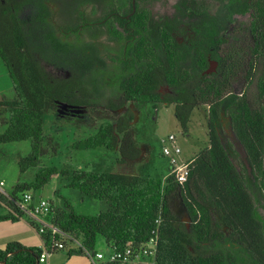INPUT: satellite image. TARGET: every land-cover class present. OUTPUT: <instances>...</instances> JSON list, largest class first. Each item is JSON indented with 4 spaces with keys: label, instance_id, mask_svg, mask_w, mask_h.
<instances>
[{
    "label": "trees",
    "instance_id": "16d2710c",
    "mask_svg": "<svg viewBox=\"0 0 264 264\" xmlns=\"http://www.w3.org/2000/svg\"><path fill=\"white\" fill-rule=\"evenodd\" d=\"M223 1L220 18L226 10L229 19L234 14L247 19L233 29L228 42L217 29V68L211 76H200L205 65L201 62L197 73L182 70L173 38L142 35L147 44L136 45L129 66L98 80L94 71L88 81L80 70L69 78L43 70L20 28L16 1L0 0V59L15 94L11 100L0 97V111L6 114H0V127L5 126L0 145L30 141L29 154L18 162L21 174L35 168L46 154L44 112H55L59 106L71 112L106 113L95 133L71 148L118 151V166L143 158L133 129L134 111L139 113L142 104L154 109L173 106L183 134L192 111L207 107L208 136L207 147L193 158L183 185L167 176L169 167L159 177L43 167L32 181L17 183L9 197H0V222L22 219L38 233L33 221L7 207L17 195L38 191L60 174L70 179L67 188L109 204L106 211L80 215L66 199L62 207L50 203L47 220L69 237L64 239L68 256H84L75 242L94 253L98 236L110 250L128 245L136 249L148 240L159 219L155 264H264V0ZM236 85L242 86L239 93ZM86 115L72 116L80 122ZM39 236L48 246L49 233ZM40 253L38 247L10 242L0 249V264H40Z\"/></svg>",
    "mask_w": 264,
    "mask_h": 264
},
{
    "label": "flooded vegetation",
    "instance_id": "af4514ba",
    "mask_svg": "<svg viewBox=\"0 0 264 264\" xmlns=\"http://www.w3.org/2000/svg\"><path fill=\"white\" fill-rule=\"evenodd\" d=\"M15 1L20 28L41 68L58 78L80 70L88 81L94 71L97 80L107 72L118 75L132 63L136 45H146L153 35L177 41L182 70L197 73L201 62L205 65L200 76H211L217 68V29L228 42L233 19L245 16L234 14L229 19L224 10L222 29L215 0ZM142 35L148 39L142 40ZM213 63L215 71L206 74ZM234 147L240 148L237 143Z\"/></svg>",
    "mask_w": 264,
    "mask_h": 264
},
{
    "label": "rangeland",
    "instance_id": "374dc122",
    "mask_svg": "<svg viewBox=\"0 0 264 264\" xmlns=\"http://www.w3.org/2000/svg\"><path fill=\"white\" fill-rule=\"evenodd\" d=\"M216 1V13L220 27H225L224 18L219 15L223 12L222 7L225 1ZM224 15V14H223ZM247 16L237 17L233 19V27L235 28L240 22H245ZM237 24L235 25V23ZM0 80V84L4 87L10 86V81L7 74ZM242 86H237L235 92L239 93ZM14 94L12 90L4 89V97L11 100ZM133 108L132 105H128ZM139 113L135 110L136 121L133 124L135 140L141 149L142 159L139 163L118 166L116 159L119 157L118 151H110L105 148H96L90 150H76L72 149L71 145L75 141L82 140L95 133L98 124L102 121L99 118L106 117L103 110L86 112L84 109H73L72 112L66 106H59L57 111L44 112V131L42 147L46 154L39 157L37 166L28 169L21 174L18 168V162L26 157L30 150V141L10 142L0 145V181L3 183V189L6 192H11L17 183L29 182L34 179L36 172L43 167H54L57 169L66 170H84L95 172H125L134 174L136 171L142 176L159 177L165 175L168 169V162L161 154L162 138L173 134L176 142L185 155L197 153L203 149L207 144V107H199L192 111L189 123L188 132L183 135L175 117L174 107L166 105H158L153 108L152 105L142 104L139 107ZM4 117L6 114L1 113ZM87 114V115H86ZM72 115H86L85 118L76 121V117ZM113 121L111 117L108 119ZM4 127H0V134ZM147 145L149 147V154L147 155ZM239 153L244 157L242 150L237 148ZM147 160V161H146ZM70 179L68 177L58 175L51 176L49 182L40 190L32 192L34 201L44 200L51 203L55 207L63 206V199H66L73 207L76 214L80 215H94L98 212L107 209L106 203L101 200H95L83 196L78 190L67 188L66 184ZM175 209L181 216L183 215L179 206ZM25 221V220H24ZM22 221L19 225L24 224ZM7 227H17L18 225L4 224ZM27 225V224H26ZM27 227L33 233L35 238L33 242L27 243L28 246L37 247L41 245L39 236L35 231ZM30 242V241H29ZM65 246V243H64ZM109 249L105 246L104 239L101 236L96 238L94 253L101 254L104 257L109 253ZM145 263H149L148 260ZM40 264H90L86 256L67 255V249L64 248L55 251L49 256L45 263ZM103 264V263H101ZM128 264H144L141 262Z\"/></svg>",
    "mask_w": 264,
    "mask_h": 264
},
{
    "label": "built area",
    "instance_id": "2783aa9c",
    "mask_svg": "<svg viewBox=\"0 0 264 264\" xmlns=\"http://www.w3.org/2000/svg\"><path fill=\"white\" fill-rule=\"evenodd\" d=\"M160 143L162 146L161 154L166 158L169 164L167 176H171L177 184L183 185L189 175L192 160L186 161L182 159L181 149L173 134L162 138ZM8 195H10V192H6L3 189V183L0 181V197H9ZM14 210L22 213L26 218L36 224L38 235L49 233V245L47 246L45 242H43V247L41 248V253L38 259L39 263H45L49 256L55 251L64 249V239L69 237L47 220L50 213L49 202L41 199L35 202L31 192H24L17 195V198L13 201V206L9 208L7 207L6 211L12 212ZM159 221V219L155 220L156 227L151 232L150 237L144 244H141L136 249L130 247V245L122 250L111 249L106 257H104L101 254L87 251L79 242H75V248L81 249L82 254L86 256L90 264H124L135 262L147 264L145 263L146 260L149 261L148 264H155L158 241L157 228Z\"/></svg>",
    "mask_w": 264,
    "mask_h": 264
},
{
    "label": "crops",
    "instance_id": "0c3cea01",
    "mask_svg": "<svg viewBox=\"0 0 264 264\" xmlns=\"http://www.w3.org/2000/svg\"><path fill=\"white\" fill-rule=\"evenodd\" d=\"M5 71H6V69H5ZM7 74V71H6V73H5V75ZM7 76H8V74H7ZM4 77V64H3V62L1 61V59H0V80H2V78ZM8 79H9V76H8ZM10 81V80H9ZM4 85H5V83L2 85V84H0V97H4V89L6 88L7 90H12V94H14V91H13V88H12V86H11V83H10V86H11V89H9V87H4ZM14 96H15V94H14ZM14 96H13V98H14ZM2 127H4V126H2ZM4 130H5V128H4ZM3 130V131H4ZM183 135H185V134H183ZM206 138H207V144H206V146L205 147H207V145H208V136H207V134H206ZM146 146V148H147V155L149 154V147L147 146V145H145ZM204 147V148H205ZM203 148V149H204ZM202 150V149H201ZM201 150H199V151H201ZM198 151V152H199ZM197 152V153H198ZM143 153V152H142ZM197 153H192V154H190V155H185L184 153H183V151L181 150V157H182V159L183 160H186V161H191V160H193V158L197 155ZM116 161V160H115ZM147 161V160H146ZM168 170V169H167ZM113 172H118V170H113ZM134 174H138L137 173V171L134 173ZM165 174H167V171H166V173ZM138 175H140V174H138ZM105 203H106V206H107V209L106 210H108V208H109V204L106 202V201H104ZM71 205V204H70ZM73 208V207H72ZM74 210V209H73ZM106 210H103V211H106ZM75 212V211H74ZM93 215V214H92ZM22 221H24V220H19V221H17V222H14V223H12V222H9V221H7V222H0V249H3L4 248V246L7 244V243H10V242H18V243H20L21 245H23V246H25V247H34V246H28L29 244H27V243H31V242H33L34 241V237H33V233L30 231V229L27 227V225L30 227V225L26 222V221H24V224L22 225V226H20L19 224L22 222ZM4 224H11V225H15V224H17L18 226L17 227H7V226H5ZM27 224V225H26ZM31 228V227H30ZM33 229V228H32ZM34 230V229H33ZM35 231V230H34ZM35 233L38 235V233L35 231ZM39 236V235H38ZM39 239H40V241H41V245H38L37 247L38 248H42L43 247V242H42V240H41V238H40V236H39ZM30 241V242H29ZM105 243V242H104ZM105 246L108 248V246L105 244ZM109 249V248H108ZM110 250V249H109ZM57 252V251H56ZM124 264H128V263H124ZM153 264V263H152Z\"/></svg>",
    "mask_w": 264,
    "mask_h": 264
},
{
    "label": "water",
    "instance_id": "95a60500",
    "mask_svg": "<svg viewBox=\"0 0 264 264\" xmlns=\"http://www.w3.org/2000/svg\"><path fill=\"white\" fill-rule=\"evenodd\" d=\"M216 63L211 64L208 70L205 71L206 74H210L215 71Z\"/></svg>",
    "mask_w": 264,
    "mask_h": 264
}]
</instances>
